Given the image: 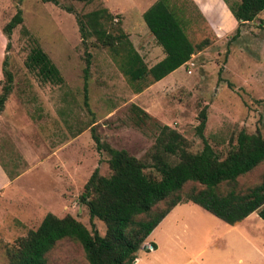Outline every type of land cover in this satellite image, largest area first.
Segmentation results:
<instances>
[{
    "label": "rangeland",
    "instance_id": "1",
    "mask_svg": "<svg viewBox=\"0 0 264 264\" xmlns=\"http://www.w3.org/2000/svg\"><path fill=\"white\" fill-rule=\"evenodd\" d=\"M153 1L0 0V67L5 56L12 77L0 111V264H7L5 251L15 239L34 229L45 213L68 214L88 230L93 227L103 234L102 222L89 220L77 199L94 168L109 174L108 156L94 149L89 128L101 142L143 161V172L153 177L157 175L149 164L158 125L177 131L189 152L201 148L202 137L219 158L240 129L264 139V8L240 24L238 35L231 39L234 26L223 0H168L189 42L195 45L206 39L205 46L194 49L182 65L138 95L134 91L144 89L145 79L129 81L106 48L87 45L83 80L84 48L73 14L64 8L82 13L105 7L117 14L120 29L149 67L163 55L141 18ZM220 1L226 11L219 8ZM17 9L21 21L7 37L1 28ZM31 38L57 68L60 84L41 83L24 68ZM144 100L150 117L137 121L130 106ZM202 108L205 122L200 137L194 127ZM263 178L264 161L234 181L219 184L217 191L243 193ZM190 186L186 183L180 192ZM187 206L188 213L181 217L184 230L168 220L146 237L161 245L152 264H238L240 256L255 259L254 243L258 238L264 241V222L255 212L229 229L230 224L195 204H181L180 209ZM45 264L87 262L76 241L62 238L45 254Z\"/></svg>",
    "mask_w": 264,
    "mask_h": 264
},
{
    "label": "trees",
    "instance_id": "2",
    "mask_svg": "<svg viewBox=\"0 0 264 264\" xmlns=\"http://www.w3.org/2000/svg\"><path fill=\"white\" fill-rule=\"evenodd\" d=\"M41 1L57 3L56 0ZM226 1L223 0L237 23L230 36L233 39L238 35V26L251 21L264 8V0H238L234 4ZM64 10L73 14L84 48L83 80L86 79L89 57L87 45L106 48L118 61L117 65L127 79H145V87L182 65L194 49L207 44L206 39H202L192 45L169 1L154 0L141 12V18L164 56L150 67H145L120 29L117 14L105 7L82 13H75L68 7ZM20 21L17 9L2 26V32L8 37L11 29ZM23 66L41 83L57 85L62 82L55 65L32 38ZM0 73L1 111L10 92L12 78L6 69L5 56ZM140 90L137 88L134 92ZM82 103L87 106L84 95ZM130 107L137 121L149 119L150 116L134 104ZM204 122L205 112L202 108L197 113L194 127L200 137ZM89 131L94 149L104 151L108 156L106 163L109 174L101 175L94 168L83 183L77 199L85 206L89 220L96 218L102 222L103 234L99 235L93 227L88 230L68 214L56 217L45 213L34 229L16 238L10 249L5 251L7 264H45V254L62 238L72 239L81 246L87 264H132L135 252L160 219L175 204L186 201L227 224L239 221L251 212H255L264 222V178L243 193L233 189L223 193L217 191L219 184L234 181L264 161V139L259 133H247L240 129L224 156L219 158L202 137L201 148L197 152H189L184 138L177 131L165 124L158 125L149 164L157 175L153 177L143 172L146 167L143 161L123 149H115L101 142L93 128H89ZM169 156L175 157V160L169 161ZM186 183H191V186L181 193ZM159 203L165 205L158 207ZM141 216L145 218H139ZM151 247H154L152 243Z\"/></svg>",
    "mask_w": 264,
    "mask_h": 264
},
{
    "label": "crops",
    "instance_id": "3",
    "mask_svg": "<svg viewBox=\"0 0 264 264\" xmlns=\"http://www.w3.org/2000/svg\"><path fill=\"white\" fill-rule=\"evenodd\" d=\"M150 5V4H149ZM220 7L219 8H222L223 7V9L225 10V8H224V5H223V3H222V1H220V5H219ZM198 9L200 10V11H202V8H201V6L198 4ZM226 11V10H225ZM226 13H227V16L229 17V19L231 20V22H232V26H231V28L234 26V28H235V26L237 25V23H236V21L233 19V17L231 16V14H230V12L229 11H226ZM222 28V27H221ZM159 46V45H158ZM160 47V46H159ZM135 51V50H134ZM162 51V50H161ZM163 52V51H162ZM164 56V53H163V55L161 56V58ZM140 57V56H139ZM160 58V59H161ZM159 59V60H160ZM158 60V61H159ZM157 62V61H156ZM155 62V63H156ZM144 64V63H143ZM154 64V63H153ZM152 64V65H153ZM145 65V64H144ZM146 67V66H145ZM150 67V66H149ZM173 71V70H172ZM171 72V71H170ZM169 72V73H170ZM169 73H167V74H169ZM166 74V75H167ZM166 75H164L163 77H165ZM162 77V78H163ZM162 78H160V79H162ZM160 79L159 80H157V81H154L153 83H149L148 84V86H145L144 87V89L143 90H140L139 92H138V95H140L141 93H143V91H145V89H147L149 86H151L152 84L154 85V84H156V83H158V81H160ZM50 84V83H49ZM53 85H55V84H53ZM87 103V102H86ZM140 104L141 105H138V104H136L137 105V107L138 108H140L141 110H143L145 113L147 112L146 110H148L147 109V102L144 100V101H140ZM135 105V104H134ZM135 105V106H136ZM147 113H149V112H147ZM146 113V114H147ZM150 114V113H149ZM20 175H21V173H19V175H18V178L20 177ZM185 203H191V204H194V203H192V202H189V201H186V202H182V203H177V204H175L161 219H160V221L156 224V226L158 225V224H161V223H163V222H166V221H170L171 223H174V224H176V226H179V228L181 229V230H184V226H185V224H184V222H185V219L184 220H182L181 219V217L183 216V215H185V214H187L188 213V210H189V208L190 207H188V208H183V210H181L180 209V206H181V204H185ZM180 205V206H179ZM196 205V204H195ZM199 207V206H198ZM250 214V213H249ZM248 214V215H249ZM247 215V216H248ZM247 216H245V217H247ZM257 216V215H256ZM244 217V218H245ZM258 217V216H257ZM259 218V217H258ZM243 219V218H242ZM241 219V220H242ZM260 219V218H259ZM241 220H239V221H236V222H234V223H232V224H230V226H228L229 227V229L230 228H232V227H234L235 225H237ZM262 221V220H261ZM155 226V227H156ZM153 228L152 230L154 231L156 228ZM151 230V231H152ZM150 231V232H151ZM152 233V232H151ZM148 236V235H147ZM146 236V237H147ZM240 238H243V240H244V243H246L248 240L246 239V237L245 236H242V235H238ZM146 237H145V239L143 240V242L141 243V245H140V247L137 249V251L135 252V258H134V260L132 261V264H152V259L154 258L153 257V253L155 252V251H157L159 248H160V246L161 245H157V243H154L153 241L152 242H150V241H148V240H146ZM226 241V240H225ZM149 242V244L147 245V243ZM151 243L152 244H154V247L152 248L151 247ZM250 243L251 244H253V242H251L250 241ZM254 245L255 246H253V248H254V250H255V254H256V257H255V259H253V260H249L248 261V257L247 258H243V257H239L237 260H236V263H238V264H263V263H261V261L262 260H264V241L263 240H261V239H257L256 240V242L254 243ZM147 248V249H146ZM259 258V259H258ZM234 264V263H233Z\"/></svg>",
    "mask_w": 264,
    "mask_h": 264
}]
</instances>
